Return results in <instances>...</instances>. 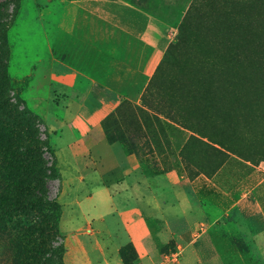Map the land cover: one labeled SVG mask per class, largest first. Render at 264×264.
Here are the masks:
<instances>
[{
    "label": "rangeland",
    "instance_id": "374dc122",
    "mask_svg": "<svg viewBox=\"0 0 264 264\" xmlns=\"http://www.w3.org/2000/svg\"><path fill=\"white\" fill-rule=\"evenodd\" d=\"M142 11L159 25L127 21ZM166 50L174 62L161 61ZM108 79L121 85L111 89L117 105L66 138L67 111L82 107L92 81ZM115 148L128 171L164 178L169 196L177 187L186 200L180 219L151 222L163 239L145 264H264L255 225L234 205L244 188L264 206V0H0V175L22 183L30 202L12 197L23 200L17 185L0 194L16 205L0 228V264L31 254L20 241L28 227L43 243L34 264L101 263L95 250L86 255L94 244L112 252L118 233L82 216L80 191ZM141 203L124 204L127 225ZM146 253L130 241L109 264H142Z\"/></svg>",
    "mask_w": 264,
    "mask_h": 264
},
{
    "label": "crops",
    "instance_id": "0c3cea01",
    "mask_svg": "<svg viewBox=\"0 0 264 264\" xmlns=\"http://www.w3.org/2000/svg\"><path fill=\"white\" fill-rule=\"evenodd\" d=\"M135 21L127 20L129 23L135 22L142 26L152 24H158L156 17L149 16L142 11L141 16H134ZM161 24V23H160ZM147 30V29H145ZM129 82L126 80L124 83ZM121 85H112V80L108 79L105 82L92 81L90 86L91 92L89 98L85 100L80 109H70L67 114L70 117V125L75 119L83 122V127L79 128L76 125H69V132L65 134V137L75 138L77 132L79 138L83 136L88 130V127L92 123L99 124L101 120L117 105V98L114 92L111 90L113 87H119ZM75 112L73 114V112ZM51 122L55 123L56 119L53 115L49 117ZM103 149V148H102ZM104 152V150H102ZM68 162H64L65 174L67 178H75L74 171H76L77 160L75 152L76 150L71 147L64 150ZM124 151L120 148H115L112 156L103 155L99 170L95 173L87 175V184L83 183V190L81 193V214L91 218L92 220L100 222L103 226H108L109 231L111 227H114L117 234V239L113 243V250L110 253V249L103 245H89V250L86 251L88 259L92 258L94 250L97 252V259L101 263L96 264H109L110 255L114 257L117 250L129 243L130 241L136 242L143 249H146L145 256L142 258V264L150 263L151 257L149 251L156 249L158 244L162 242V233H155L151 222H155L156 218L164 216H173L180 219L185 207V197L182 195L180 189L174 187L173 198H171L166 190V180L159 176L150 177L142 172L131 173L130 161L124 156ZM127 167V168H124ZM123 169L126 170V174H130L129 179L121 177L124 175ZM74 176V177H73ZM110 180V186L104 185L105 179ZM128 180L134 182L133 186L128 184ZM81 180L80 182H82ZM240 193L239 199L234 202L236 206L239 218L244 219L245 223L254 224L256 227L257 238L264 243V206L262 201L260 202L255 196L250 197L249 192L244 188L237 190ZM142 201L140 205V212L138 218L135 219L134 224L127 225L125 215L128 211L126 207L130 208ZM128 203L125 206V203ZM86 205V206H84ZM92 208L98 209V213L94 215L91 212ZM127 210V211H126ZM198 211V212H197ZM132 212V211H130ZM194 213H190L193 218L200 214L199 209H194ZM189 214V213H188ZM83 216V217H84ZM120 231L124 233V239L120 237ZM264 245V244H263ZM115 254V255H114ZM115 264H119L118 260H114ZM94 264L93 262H91Z\"/></svg>",
    "mask_w": 264,
    "mask_h": 264
},
{
    "label": "trees",
    "instance_id": "16d2710c",
    "mask_svg": "<svg viewBox=\"0 0 264 264\" xmlns=\"http://www.w3.org/2000/svg\"><path fill=\"white\" fill-rule=\"evenodd\" d=\"M183 27H184V21L182 20L179 23L178 28H177V31H178L177 37L178 38L182 37ZM161 61L162 62H171V63L174 62V57L170 53V50L165 51L164 55L161 58ZM0 169H2V171H3V164L2 163H0ZM8 169L11 170L12 174H16V171L14 168H8ZM18 169H21V168H18ZM15 185L18 186L17 191L20 192L21 193L20 195L23 197L24 195H22L23 194L22 193V183L14 182L12 184H9L6 181H4L0 175V194L10 195V196L14 195L13 193L15 192V190H14ZM12 197H17L21 201L20 203H22V204H27V205L30 204V202L29 203L25 202V196L23 197V200L18 196H12ZM37 202L39 205H41L43 203V200L41 198H37ZM12 205H13V202L8 203V202L4 201L3 199L0 200V228L2 230L7 229L8 223L10 222V221H8V219H10V218L12 219V217H13L11 215L12 213H10V212H12L16 209L15 208L16 205L15 204L13 206ZM26 232L29 235L27 236V234H25L20 241L21 242L24 241L26 243V247L28 248V251L31 248L30 246H32V252L30 251L31 254H28V256L25 257L26 259L24 261L20 262V264H34L33 260H35L36 256L37 257L39 256L38 251L36 252V247L38 248L43 243L41 241V236L39 234L37 236L36 235L37 232L33 231L32 228L28 227L26 229ZM122 251H121V254H122Z\"/></svg>",
    "mask_w": 264,
    "mask_h": 264
}]
</instances>
